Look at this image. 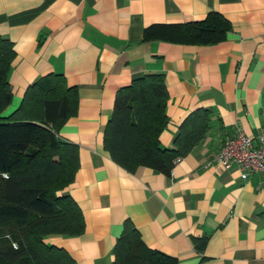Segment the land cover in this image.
<instances>
[{
    "label": "crops",
    "instance_id": "crops-1",
    "mask_svg": "<svg viewBox=\"0 0 264 264\" xmlns=\"http://www.w3.org/2000/svg\"><path fill=\"white\" fill-rule=\"evenodd\" d=\"M228 20L211 45L142 41L144 27L204 18ZM0 36L12 42L10 107L40 76L61 73L76 86V113L58 128L77 145L78 167L62 192L77 205L83 230L49 234L74 264H111L124 220L149 249L176 264H264V172L241 178L214 155L235 130L264 134V0H0ZM160 73L167 123L158 135L171 146L184 117L209 109V128L169 174L140 166L129 172L102 148L117 88ZM204 238L201 249L193 240Z\"/></svg>",
    "mask_w": 264,
    "mask_h": 264
},
{
    "label": "trees",
    "instance_id": "trees-1",
    "mask_svg": "<svg viewBox=\"0 0 264 264\" xmlns=\"http://www.w3.org/2000/svg\"><path fill=\"white\" fill-rule=\"evenodd\" d=\"M229 29L227 19L209 11L200 20L148 25L142 41L211 45L224 40ZM14 54L12 42L0 36V264H74L64 249L43 238L83 230L77 205L62 192L78 167L77 145L57 136L76 113V86L67 85L61 73H46L28 84L18 105L2 115L12 97L7 74ZM167 99L160 73L138 75L117 88L102 131V148L115 164L129 172L144 166L168 175L174 160L203 138L211 113L196 108L179 124L171 146H160ZM193 242L201 249L204 238ZM112 255L111 264H176L144 246L127 220Z\"/></svg>",
    "mask_w": 264,
    "mask_h": 264
},
{
    "label": "built area",
    "instance_id": "built-area-1",
    "mask_svg": "<svg viewBox=\"0 0 264 264\" xmlns=\"http://www.w3.org/2000/svg\"><path fill=\"white\" fill-rule=\"evenodd\" d=\"M214 160L224 170L238 168L241 178L264 172V134L260 133L252 138L238 129L235 130L223 140Z\"/></svg>",
    "mask_w": 264,
    "mask_h": 264
},
{
    "label": "rangeland",
    "instance_id": "rangeland-1",
    "mask_svg": "<svg viewBox=\"0 0 264 264\" xmlns=\"http://www.w3.org/2000/svg\"><path fill=\"white\" fill-rule=\"evenodd\" d=\"M15 107H16V106H15ZM15 107H13V108H12V107H10V106H9V108H8V110H7V113H6V114L10 113V112H11V111H12V110L15 108Z\"/></svg>",
    "mask_w": 264,
    "mask_h": 264
}]
</instances>
